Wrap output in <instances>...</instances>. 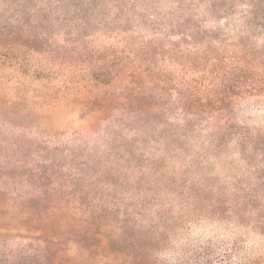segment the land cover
Masks as SVG:
<instances>
[{"label":"rangeland","instance_id":"rangeland-1","mask_svg":"<svg viewBox=\"0 0 264 264\" xmlns=\"http://www.w3.org/2000/svg\"><path fill=\"white\" fill-rule=\"evenodd\" d=\"M250 3H255L257 8L264 0H0V28H5V32L19 29L15 32L18 35L33 26L35 9L51 7L52 11L63 10L72 19L53 26L54 17L49 18L45 28L47 39L51 34L56 36L61 47L63 34L75 29L76 34L69 37L72 42L106 48L115 45L119 53L122 44L117 42L115 33L125 29L128 30L126 35H134L143 43L154 42L164 49L169 45L179 46L180 51L200 60L209 55L200 70L213 71L214 65L222 62L217 61L222 56L243 55L240 45L238 49L232 46L234 42L242 43L252 60H262L264 68V21L251 19V24L246 25L244 16L252 12ZM210 5L214 12H210ZM75 10H81L78 18ZM85 11L87 14L82 15ZM12 21L28 27L16 25L14 28ZM83 21L89 23V27L78 36ZM95 30L99 33L95 34ZM194 32L201 37L195 38ZM205 35L208 37H202ZM17 38L3 35L0 45L8 46ZM18 43H25V39H19ZM16 45H11L15 46L14 57L24 61L25 74L5 67L0 69V192L7 191L10 197L35 192L36 186L27 184L25 178L40 161L38 155L42 149L45 157L59 153L66 157L69 151L75 152L76 157L66 159L63 165V175H68L69 170L79 169V165L95 156H105L107 141L103 132L111 127L110 122H102L96 134L89 135L86 131L93 122L82 118L78 106L72 104L85 97L80 82L84 78L83 65L79 64L76 49L74 53L71 47H65L64 50L73 53L71 57H67L66 51L59 55L68 62L72 60L73 64H60V60H56V64L51 65L36 51L29 50L28 46L38 45L27 44V48ZM91 68L96 66L93 64ZM227 112L231 115L233 135L215 136L220 138L217 142L211 137L214 136L211 128L199 116L188 114L183 123L180 115L166 113L160 117L157 114L156 121L167 122L173 131L181 132L182 124L188 127V153L176 154L170 161L158 163L159 155L150 150L143 164L148 174L137 175L132 164L120 162L116 165L127 173L129 180L117 181L110 191L106 183H100L99 195L124 199L126 206L138 202L137 191L157 193L151 200L145 198L150 202L145 208L148 218L135 215L130 218L143 230H148L149 225L169 230L163 245L156 246L161 247L154 251L151 264H264V94L240 100ZM149 127L156 133L151 135L153 139L162 136L163 130L159 127ZM114 132L118 137L125 135L124 139L132 145L133 134ZM244 134L249 139L239 145L238 136ZM150 146L155 150L159 148L158 144ZM23 162L29 163L22 166ZM147 165L154 168V173ZM96 170L99 175L106 171L101 165ZM119 174L118 178L124 179V175ZM14 181L17 187L13 186ZM156 181H162V187L154 186ZM180 194L183 196H178ZM172 197L176 204L173 211L181 210L184 217L177 223H165L158 214L171 210L168 205ZM127 211L134 213L132 207ZM129 233L128 237L134 234ZM30 243L16 235L1 240L0 264H50L45 253L36 256L30 251L39 247L37 243L28 250ZM125 251H129L127 246Z\"/></svg>","mask_w":264,"mask_h":264},{"label":"trees","instance_id":"trees-1","mask_svg":"<svg viewBox=\"0 0 264 264\" xmlns=\"http://www.w3.org/2000/svg\"><path fill=\"white\" fill-rule=\"evenodd\" d=\"M249 7L252 12L244 16L247 26L251 24V19L264 21V4L256 8L255 3H250ZM209 10L214 12L215 9L210 5ZM75 11L78 18L81 10ZM84 14H87L86 11L82 15ZM34 17L36 19L33 26L26 25L28 28L25 24L12 21L14 28L18 25V28L22 26L27 29L25 32V29L21 30L18 35L15 32L19 29L5 32V28H0V37H18L16 42L13 41L8 46L0 45V69L5 67L18 71L21 75L25 74L24 61L14 57L16 51L15 46H11L13 44L25 48L31 43L38 45L28 46L29 50L36 51L51 65L56 64V60H60V64H73L72 60L68 62L59 55H64L66 51L67 57H71L73 53H70L76 49L79 64L83 65L81 73L84 78L80 82L85 97L72 104L78 106L82 118L93 122L86 131L89 135H95L102 122H110L111 127L103 132L107 141L103 153L108 159L105 156H95L93 160L79 165V169L69 170L68 175H63L66 159L76 157L75 152L69 151L66 157L60 153L45 157L42 149L38 155L40 161L25 178L27 184L33 188L36 186L35 192L11 197L7 191L0 192V241L16 235V238L31 241L28 250L33 243H37L39 247L31 248L30 251L36 256L45 253L44 257L50 258V264H151L154 251L161 247L156 246L163 245L169 230L165 227H150L151 225L148 230H143V227L133 224L130 218L134 215L142 219L148 218L145 208L150 202L145 198L151 200L153 195L157 197V193H152V190L137 191L138 202L126 206L124 199H109L99 195L102 190L100 183H106V189L110 191L117 181L129 180L127 173L116 165L120 162H124V165L132 164L137 175H146L143 164L146 163L144 158L150 150L159 155L158 163L170 161L169 158H175L176 154L188 153V127L182 124L181 132L176 129L173 131L167 122L156 121L157 114L160 117H164L166 113L180 115L183 123H186L188 114L199 116L211 128L214 135L211 137H214L215 142L220 140L215 136L233 135L230 129L231 115H227L228 108L249 96L264 94L263 61L252 60L247 48L242 43L234 42L232 46L237 49L241 46L243 55L229 58L222 56L217 59L222 62L214 65L213 71L200 70L204 60L207 62L210 58L209 55L200 60L180 51L179 46L169 45L168 49H164L154 42L143 43L134 35H126L128 30L125 29L115 33L117 42L122 44L119 53L115 45L106 48L95 47L92 43L88 45L72 42L69 37L76 34L75 29L63 34L61 47L56 36L51 34L47 39L45 28L48 27L49 18L54 17L51 19L54 20L53 26L72 19L63 10L52 11L51 7H38L34 10ZM129 25L127 22L126 26ZM88 27L89 23L83 21L77 35H83ZM94 33L99 31L95 30ZM194 33L195 38L201 37L200 33ZM19 39H25V43H18ZM65 47H71V52L64 50ZM207 53L208 51L204 52V55ZM93 58L97 61L93 62ZM93 64L96 66L94 69L91 68ZM154 125L163 130L162 136H157L158 141L151 136L156 133L149 126ZM117 130L133 134L132 145L124 139L125 135L120 134L122 138L116 136L114 131ZM238 137L239 145L245 144L249 139L246 134ZM179 140L184 142L179 143ZM150 144H158V150ZM27 163L29 162H23L22 166H27ZM99 165L106 169L103 176L96 170ZM150 167L152 166L147 165L146 168L154 173V168ZM119 173L124 175V179L118 178ZM12 184L17 187L15 181ZM155 185L162 187V181H156ZM174 199L172 197V203L168 205L170 211L158 214L165 223H177L184 217L181 210L178 213L173 211L176 205ZM130 207L134 213L127 211ZM121 208L124 209L123 213ZM129 232L134 234L128 237ZM126 246L128 252L125 251Z\"/></svg>","mask_w":264,"mask_h":264}]
</instances>
